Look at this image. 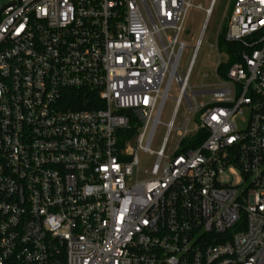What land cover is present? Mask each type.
Returning <instances> with one entry per match:
<instances>
[{
  "label": "built area",
  "instance_id": "built-area-1",
  "mask_svg": "<svg viewBox=\"0 0 264 264\" xmlns=\"http://www.w3.org/2000/svg\"><path fill=\"white\" fill-rule=\"evenodd\" d=\"M195 1L0 10V264H264V0H233L224 39L237 47L202 90L190 76L216 0ZM192 7L206 17L181 76Z\"/></svg>",
  "mask_w": 264,
  "mask_h": 264
},
{
  "label": "rangeland",
  "instance_id": "rangeland-1",
  "mask_svg": "<svg viewBox=\"0 0 264 264\" xmlns=\"http://www.w3.org/2000/svg\"><path fill=\"white\" fill-rule=\"evenodd\" d=\"M10 0H0V10L9 3ZM196 3H201L204 8L209 7L211 0H196ZM233 0H216L213 13L206 25L205 34L203 36V42L198 52L193 70L190 76L191 90H202L210 88L213 84L219 83V79L215 77V70L221 61L227 60V46L221 41L219 37L224 33L228 24V17L232 11ZM206 12L198 7H192L189 9L184 22V29L180 34V39L185 41L187 47L183 51L179 73L183 76L189 66L193 47L196 45L198 38L200 37L203 24L205 22ZM208 73L209 76H205ZM178 95V85L174 82L169 97L165 103L163 113L161 116V123L157 126L153 142L152 149L159 150L162 144V140L166 133L167 126L172 116V112L175 106V98ZM210 95H198L196 100L198 102H208ZM186 110V103L183 102L179 110L176 124L178 125L182 120V116ZM191 126V125H190ZM176 131L171 133L170 141L167 145V152L173 151L177 145ZM140 168H150L155 160V155H152L145 151H139Z\"/></svg>",
  "mask_w": 264,
  "mask_h": 264
},
{
  "label": "trees",
  "instance_id": "trees-1",
  "mask_svg": "<svg viewBox=\"0 0 264 264\" xmlns=\"http://www.w3.org/2000/svg\"><path fill=\"white\" fill-rule=\"evenodd\" d=\"M224 34H225V30H224V33L221 34V37H220L221 43L225 44L227 46V49L228 48L230 49V48L237 47V44H235V43H227L225 41V39H224ZM233 61H234V59H231L227 63H224L223 65H221V68H220L221 73L225 74V72L228 70V68L233 63ZM75 98L78 100L76 107H78V108H80V107H82V108H90L91 107L90 104H88V102H84V100L85 99H92V98H95V97L94 96H86L84 94L79 93V94H77L75 96Z\"/></svg>",
  "mask_w": 264,
  "mask_h": 264
}]
</instances>
